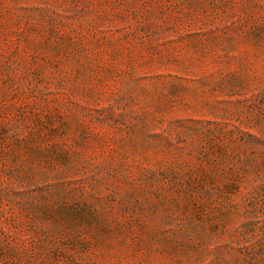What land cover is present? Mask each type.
I'll use <instances>...</instances> for the list:
<instances>
[{"label":"rangeland","instance_id":"374dc122","mask_svg":"<svg viewBox=\"0 0 264 264\" xmlns=\"http://www.w3.org/2000/svg\"><path fill=\"white\" fill-rule=\"evenodd\" d=\"M0 264H264V0H0Z\"/></svg>","mask_w":264,"mask_h":264}]
</instances>
